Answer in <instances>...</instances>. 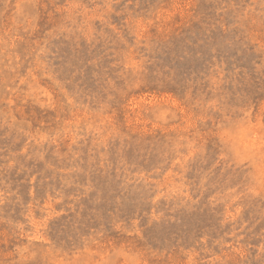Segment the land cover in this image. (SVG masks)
I'll return each mask as SVG.
<instances>
[{"label":"rangeland","instance_id":"374dc122","mask_svg":"<svg viewBox=\"0 0 264 264\" xmlns=\"http://www.w3.org/2000/svg\"><path fill=\"white\" fill-rule=\"evenodd\" d=\"M0 264H264V0H0Z\"/></svg>","mask_w":264,"mask_h":264}]
</instances>
